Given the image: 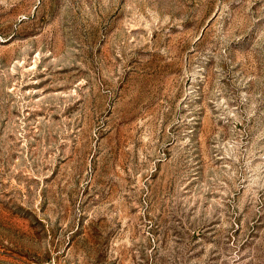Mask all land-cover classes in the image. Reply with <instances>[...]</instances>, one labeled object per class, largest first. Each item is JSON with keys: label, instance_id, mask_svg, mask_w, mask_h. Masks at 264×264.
I'll return each instance as SVG.
<instances>
[{"label": "rangeland", "instance_id": "obj_1", "mask_svg": "<svg viewBox=\"0 0 264 264\" xmlns=\"http://www.w3.org/2000/svg\"><path fill=\"white\" fill-rule=\"evenodd\" d=\"M0 264H264V0H0Z\"/></svg>", "mask_w": 264, "mask_h": 264}]
</instances>
